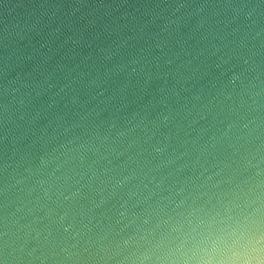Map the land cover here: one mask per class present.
<instances>
[{
    "label": "clouds",
    "instance_id": "clouds-1",
    "mask_svg": "<svg viewBox=\"0 0 264 264\" xmlns=\"http://www.w3.org/2000/svg\"><path fill=\"white\" fill-rule=\"evenodd\" d=\"M0 264H264V0H0Z\"/></svg>",
    "mask_w": 264,
    "mask_h": 264
}]
</instances>
